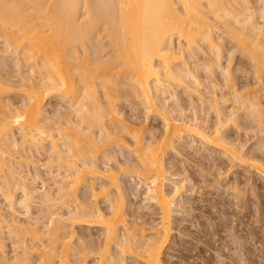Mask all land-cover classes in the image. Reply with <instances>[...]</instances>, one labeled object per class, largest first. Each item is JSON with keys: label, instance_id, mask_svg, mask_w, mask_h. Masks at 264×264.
<instances>
[{"label": "bare ground", "instance_id": "1", "mask_svg": "<svg viewBox=\"0 0 264 264\" xmlns=\"http://www.w3.org/2000/svg\"><path fill=\"white\" fill-rule=\"evenodd\" d=\"M253 2L254 7L247 0H208L207 13L198 0H0V37L5 43L0 48V67L14 69L13 74L17 72L22 80H32L25 85L28 88L23 89L19 106L0 105V167L4 170L0 190L7 188L3 195L8 207L17 204L29 213L40 192L32 181H26L22 169L8 164L13 156L9 145H18L13 128L24 143L33 146L20 162L25 158L29 163L32 150L38 151L36 144L46 141L58 161L57 168L49 172L59 185L58 194L46 191L37 202L52 212L45 228L36 224L32 230L6 223L0 207V229L6 223L10 236L22 245L23 254L12 264H36L31 259L34 253L40 254L41 264H164L163 252L174 227L172 212L178 207L175 195L185 183L182 178L177 180L181 173L172 172L174 162L166 167L165 160L169 148L177 152L172 145L186 138L190 147L200 145L229 161L231 172L239 165L264 177L260 158L264 136L258 137L260 142L250 151L244 146L248 141L236 144L229 130L233 125L238 132L244 129L246 135L247 130L264 135V103L255 93H238L236 86L229 84L223 86L229 88L228 93L211 92L209 107L217 114L212 127L205 124L208 119L186 116L177 92L190 89L188 81L200 86L209 80H201L197 69L188 66L199 50L204 53L202 64L209 75L215 71L224 81L232 82L230 63L237 53L260 81L264 74V24L257 22L256 9L264 18V0ZM226 39L232 50L223 49ZM2 81L0 95L5 92H1ZM171 86L175 92L167 93ZM38 88L44 92L40 94ZM60 91V103L51 116L42 108ZM129 91L137 100L131 99ZM169 97L174 100L172 105ZM228 100L232 103L224 111L219 104ZM139 104L160 116L161 131L151 127L155 132L146 136L145 125L134 126L139 117L123 115L125 108L133 111ZM54 119L61 124L57 133L42 129V122L47 126ZM112 143L131 149L134 157L124 159L126 164L118 168L102 167L98 158L101 154L112 156ZM119 171L123 175L119 176ZM127 174L140 178L134 187L156 205L160 215V221L148 227L149 234L127 211L125 202L131 194L121 184ZM26 175L30 179L37 176ZM16 191L22 195L16 197ZM69 222L101 228L103 245L89 234L81 236L71 250L74 232H67ZM36 239L41 240L38 245H29ZM92 254L97 261L89 263Z\"/></svg>", "mask_w": 264, "mask_h": 264}, {"label": "rangeland", "instance_id": "2", "mask_svg": "<svg viewBox=\"0 0 264 264\" xmlns=\"http://www.w3.org/2000/svg\"><path fill=\"white\" fill-rule=\"evenodd\" d=\"M198 1L201 4V9L208 13L210 10V8L207 6L208 0ZM247 1L250 2L249 4L252 7L255 6L253 0ZM58 10L59 8L56 9L57 12ZM256 11V19L258 20L256 21L259 24H264V18L260 16L258 9H256ZM245 13L246 12H242V15H245ZM173 41H175L176 44L178 39L174 37ZM4 44L5 43L3 39L0 37V48H3ZM230 47L231 44L227 42V39L224 40L223 49L226 51L227 49H231ZM197 50L199 49L197 48ZM233 55L234 56L230 63V73L232 74V82L230 83L224 81L223 77L217 74L215 71H213L212 75L206 73L204 64H202V58L205 57L202 50L198 51L197 58L194 60V62H188V66H193L197 69V75L201 80H206L207 78L209 80L203 81L202 85L200 86L193 85L190 81H188L187 86H189L190 89H180L177 91L178 97H180V103L184 105L183 113L186 116L189 117L190 115V117H192L194 115H198L199 121L202 118L208 119L210 122H204L206 125L209 123L212 125V127L216 126L215 121L217 120V114L213 111V108L210 109L212 106L211 98L213 97L210 93H228L229 88L223 87L228 84L231 86L235 85L238 89V93H255V95L259 97L264 103V74L261 75L260 81H257L259 77H257V75L254 73V70L250 68L251 66H249L248 61L246 62V60L237 53H233ZM228 59L227 61H229ZM224 61L226 65L227 61L225 58ZM12 70L14 71V69L0 67V74L2 75L1 78L3 80L2 81L0 79V81H2L1 92L2 90L5 91L0 95V105H10L11 107H17L22 102L21 93L23 89L28 88L25 85L29 86L32 80H27L26 78L22 80V76H20L17 72H14L13 74ZM10 72L13 76L11 75V77L9 75V78L8 73ZM213 83L218 85L215 86ZM168 88L169 89L167 93L172 91L175 92L172 86ZM38 91L40 94H42L44 92V88H38ZM59 93L60 95H54L51 97L48 100H51L50 104L47 102V104H45L42 108H47L46 111L51 116L54 114L52 111L53 107L60 103L59 100H61L63 91H60ZM129 94L131 95V99L137 100L134 99L131 91H129ZM171 100L172 102H170V105H172L174 101L170 98V101ZM201 101H204V104ZM231 103V100L223 103L221 102L219 107L223 108L225 111ZM224 106L226 108H224ZM169 109H171V107ZM204 109H208V111ZM135 113H137L138 116H136L137 114ZM130 114L136 118L139 117V119L137 118V120L134 121L135 127L139 128L140 126L145 125L144 127L147 128L146 136L151 134L150 131L155 132L154 130L156 128L159 129L156 131H161L162 120L160 116H158L155 112L153 113L148 111L145 106H142V104H139L137 108L133 109V111L129 110V108H125V110H123V115L125 117ZM131 115L129 117H133ZM120 116L118 115L119 119L121 118ZM205 116L207 118H205ZM125 117H122L121 119ZM55 119V122H47V126L45 125V121V123L40 122L42 125H44L42 129L45 128L44 130L46 131H51L52 129V132L57 133L56 131L59 130L57 128H59L58 126H61V124ZM85 125L87 126V124ZM68 126L70 127V125ZM14 129L16 128H13L12 132L16 131L15 139L16 141L18 140V145L16 147L12 144L9 145V149H11L13 156L8 164H12L14 167L22 169L23 171L21 174L25 175L26 181L29 183L32 181L33 184L31 185H36L40 192L37 198H34L35 202L31 203V211L27 213L22 208V206L20 207L17 204H15L14 208L8 207L9 203L6 201L3 195V191H5L7 188L4 187L2 190H0L1 211L5 216L6 223L14 222L17 224H22L28 226L32 230L36 224H38V226H41L43 229L45 228L43 225L47 223L46 221H50L49 215L52 212L49 213L50 211L47 209L48 207L46 208L45 205L44 207L42 204L37 202L40 201L41 195L43 196L46 191L54 196L58 194L57 186L59 185L54 184L55 178L52 176L53 173L49 174L51 170L57 168L58 161L55 159L57 153L51 149L49 141L44 143L39 142V144H36L34 147L37 148L38 151L36 149L32 150L33 159L29 160L28 163L25 161V158H23L22 161H24V163L20 162L21 156L23 154L29 153V149H31L33 146L29 143V141L24 143V139H22V137L20 138L21 135L17 130ZM229 130L230 136L236 144L239 143L242 145L248 141L244 146L245 149H250V151L254 149L257 143L260 142L258 137L260 135L264 136L263 134L256 135L254 132L255 130L253 132L247 130L249 134L246 135L247 133L244 132V129V131L240 130L241 132H238V130L233 125L230 126ZM252 133L255 137L251 136ZM55 139L58 140V138ZM187 140L189 141L190 139L186 138V141ZM184 141L185 140H183V142H175L172 146H176L177 152H173L174 149L169 148V152H167L165 160L166 167L170 161L174 162V165L176 166L172 169V172L181 173V177H179L177 180L179 181L182 178L184 179L185 183L175 195L178 207L172 212L174 226L173 233L172 238L169 240L163 252V263L264 264V177L259 175V173H256V171L250 172L246 167L239 165L236 166L235 170L231 172L232 168L229 166V161L216 152L211 154V151L205 147L201 148L200 145L195 144L194 147H190L187 145L188 143ZM11 142L12 139L10 140V143ZM58 142L62 143V140L59 139ZM127 143L130 144L129 146H132L130 140ZM109 149V153H111L112 156L106 157L101 154L98 158V161L102 167L113 166L118 168V165L124 164L126 162V158L132 159L134 157V152L131 149L126 148L124 145H118V143H112L109 146ZM107 158H110L111 161H107ZM260 158L264 161V154H262ZM202 170H205L206 174L202 175ZM28 172H30L32 176L37 174L38 178L36 176V179H30L31 176L26 175ZM54 172L57 173L56 170ZM119 172V176H121L122 173L121 171ZM3 175L4 170L0 167L1 187L4 185L2 181ZM135 177L132 178L130 177V174H127L125 178H122L123 180H121L122 187L126 188L127 192H131L128 193L131 195H127V201L125 202V205L127 207V211L129 212L130 218H134L138 220L139 223H142V226L146 228V233L149 234L151 233V230L148 227L150 225L154 226L155 223L160 221V215H158L156 205L153 202H150V200L144 199L146 198L143 196L144 194L141 195L136 187H134L140 180L138 176ZM166 188L169 191H172L170 185L166 186ZM16 193V197H20L22 195L20 191H16ZM132 193L135 196H132ZM63 212L66 213V211ZM65 215H67V213ZM145 222H147V224ZM6 223L0 229V235L2 237V243L0 244V264H12L11 262L16 259L17 255L23 254V252H21L22 245L17 243L16 240L10 236L7 231ZM67 225V232H74V236L70 241L72 246L71 250H74L73 247L76 245L81 236L84 237L85 235L89 234L93 235L97 239L99 238V241H102V244H98L103 245V240L99 237V235H101L103 232L100 230L101 228H91L85 224L71 225L70 222ZM40 241L41 240L36 239L34 242H30L29 245L33 243L38 245ZM93 255L94 254H92V256L89 258V263L97 261V258H95ZM31 259L33 262H36V264H41L39 253H34L31 256Z\"/></svg>", "mask_w": 264, "mask_h": 264}]
</instances>
